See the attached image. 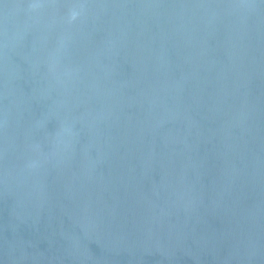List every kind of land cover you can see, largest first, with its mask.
Returning <instances> with one entry per match:
<instances>
[{"label":"water","instance_id":"1","mask_svg":"<svg viewBox=\"0 0 264 264\" xmlns=\"http://www.w3.org/2000/svg\"><path fill=\"white\" fill-rule=\"evenodd\" d=\"M0 264H264V0H0Z\"/></svg>","mask_w":264,"mask_h":264}]
</instances>
